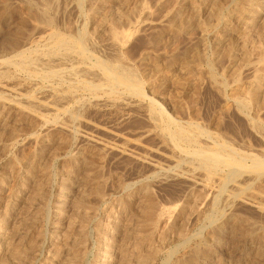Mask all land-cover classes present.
Listing matches in <instances>:
<instances>
[{
  "label": "rangeland",
  "instance_id": "obj_1",
  "mask_svg": "<svg viewBox=\"0 0 264 264\" xmlns=\"http://www.w3.org/2000/svg\"><path fill=\"white\" fill-rule=\"evenodd\" d=\"M29 1L0 0L1 60L48 28L74 36L87 26L88 50L133 66L145 103H103L82 92L63 103L70 105L66 115L77 118L47 121V110L20 111L9 89L54 100L61 92L55 81L30 88L13 67L0 75V264H264V211L239 200L224 208L222 198L223 214L207 222L214 192L185 177L188 165L175 163L178 153L146 107L155 101L176 123L199 125L239 151L263 156L264 0ZM252 90L258 94L241 109L236 99ZM251 191L264 205V180ZM183 237H190L185 246Z\"/></svg>",
  "mask_w": 264,
  "mask_h": 264
},
{
  "label": "bare ground",
  "instance_id": "obj_2",
  "mask_svg": "<svg viewBox=\"0 0 264 264\" xmlns=\"http://www.w3.org/2000/svg\"><path fill=\"white\" fill-rule=\"evenodd\" d=\"M45 1H47V0H45ZM53 1H55V0H53ZM28 2L30 3L29 0H28ZM43 2H41V3H43ZM76 2L78 4V6H80L82 3V0H76ZM84 2H85V0H84ZM252 3H256L258 5L257 2H252ZM23 4H24V2H23ZM31 4H33V3L31 2ZM35 5H37V4H35ZM38 5H37V7H38ZM45 5H49V3L46 2ZM214 5H216V4H214ZM220 5H222V4H219L218 6H216V9L214 11L215 15L219 19L222 18L221 16H224V14L223 15H221V14H222L223 10L225 9V8L223 9V7ZM233 5H235V4H233ZM237 5H238V3H237ZM248 5H250V7H253L252 5H254V4H248ZM28 6H26V7H28ZM26 7H25V9H26ZM36 8H34V9H36ZM236 10H237V7H236ZM242 10H244V7L242 8ZM41 11H42V9H41ZM231 11L233 12V10H231ZM257 11H258V9H257ZM39 12H36V14ZM43 12L44 11L41 12L42 19H44L43 22H45L47 26L51 25L52 21H51L50 16L47 15L49 18H46V16L43 15L44 14ZM245 12H247V11L245 10ZM34 13L32 15H34ZM237 13H238V11L236 12V14ZM249 13H251V11ZM41 14H39V15H41ZM102 14H104V13H102ZM236 14L234 16H236ZM242 14H243V16H245L244 12ZM253 15H254V13H253ZM228 16L231 17V13ZM250 16L248 17L249 19L251 18ZM240 18H241V16H240ZM23 19L26 22L25 15H24V18L22 17V21H23ZM24 21L20 22V24H18V26L22 25V23H24ZM103 22H104V20H103ZM220 22H222V21H220ZM218 23H219V21H218ZM43 25H44V23H43ZM85 25L86 24L84 23V26ZM245 26H247V25H245ZM86 28H87V26H86ZM86 28H82V30L81 31L79 30V33L77 32L78 34H76L74 36H71V35L68 36V35H65L61 32L59 33V32L53 31L50 28H48V29L46 28L47 30L44 32V34L43 35L41 34V36H39L36 41L34 39H29L28 42H26V44L24 46L21 45L22 47L19 50H15L16 53L13 55V57H10L8 59H2V60L0 59V75L1 76H6L7 73L10 71V68L13 67L15 69L14 73H16L18 75L17 78L20 80V82H21V80H23V81L26 80V82L28 83L29 86L30 85H33V86L37 85L39 80L48 81V82L55 81V83H57L60 86V90L62 93L60 92V94L55 95L56 97L54 100H48V101H44L45 99L44 100L40 99L39 97L41 95L38 97H34V96L28 95V94H23V93L20 94L19 91L17 90V88L14 89L16 86L11 88V89L8 88L9 92H12L13 94L17 95V101L14 103L17 104L20 108H22L20 111H22L24 109L23 111H27V113L28 112L33 113V112H35V110H34L35 107L40 108L41 110L42 109L47 110L51 113L50 117L48 116L49 120H47V121H50V120L56 121L59 119L60 116H62L64 114L66 115V113L69 112L67 110V108H69L70 105L66 108V107H64L63 103L68 102L67 100H70V99H77L78 100V98L82 96L81 95L82 92L89 93L91 95L92 99L97 100L98 102H103V103H109L110 102L113 104V103H116L118 101L120 102L123 100L122 101L123 103L125 102V103H128V105L129 104L132 105L134 103L133 101L135 100V98H137L139 102H144V96L145 95L143 92L142 81H141L140 77L137 75L134 68H132L133 66L130 67L129 65L124 64L123 63L124 60L121 62L120 61L121 57L118 55H117L118 59H120V60H118L115 56V59L104 61V60H102V58H99L94 53L90 52L87 48V44L89 42L88 38L91 39V37H88L89 34L86 32ZM22 31L23 30H21V34H22ZM118 32H120V31H118ZM118 32H117V30L113 31V38L115 39L117 46H120L123 39L121 40V36ZM121 33H123V32H121ZM113 38H112V40H113ZM243 45H245V44H243ZM98 46H99V44H98ZM114 48H117V47H114ZM16 49H18V48H16ZM262 51L263 50H261V52ZM261 52H259V55H261L260 54ZM114 53H116V52H113V54ZM116 54H114V55H116ZM109 58H110V56H109ZM259 59H261V58H259ZM263 60H264V57H263ZM212 68H213V66H212ZM210 71H211V69H210ZM208 72H209V70H208ZM211 73H212V78L216 82V84H218V86L219 85L222 86L223 81L221 79L216 78V76L213 73V70ZM260 76H261V74L258 75L259 78H260ZM7 77H6V79H8V81H9V79H13V77L12 78H10V77L7 78ZM65 77H67L68 79ZM87 77L88 78L90 77L91 79L88 80ZM1 81H0V83H1ZM2 82H4V80ZM48 82H46V83H48ZM254 82H255V84H257L256 82H258V80L257 81L255 80ZM261 82H262V80H261ZM4 84L5 83H2V84H0V86L4 85ZM261 85H259L258 87L255 85V88L256 87L261 88ZM30 88H32V87L30 86ZM219 88L222 89L221 87H219ZM8 89H6V90L8 91ZM255 90H252V93L250 92L251 94L248 91V93L250 95V97H248V99L240 98V97L236 99V102L238 103L239 107H241V109L247 111V108H249L250 103L255 99L256 95L258 94V93L256 94L254 92ZM57 91H58V89H57ZM30 92H31V90H30ZM50 93H51V91H50ZM32 94H34V93H32ZM102 94H105L107 96V98L104 99ZM1 95H3V94H1ZM246 95H248V94H246ZM246 95H244V96H246ZM9 98H8V100H9ZM2 99H3V96H2ZM59 102H60V104H59ZM131 102H133V103H131ZM148 102L149 103L147 104L146 107L149 111L148 112L149 116H150L151 120H153V122L156 123L157 127L160 128L161 131L160 130L159 131L162 133V135L164 137L163 141L165 139V142L169 145V148L171 150H173L174 152L178 153V158L175 160V163L177 165H179V167L183 164L188 165V171L186 173L187 176H185V177L190 179L191 181L195 182L196 184L198 183L201 186H203L204 188H206L210 191L212 190L214 192V196H213V202L214 203L212 204L213 206L212 207L210 206L211 210L209 213L206 214L207 215L206 216L207 222L213 223V221L217 220L218 217H220L223 214V212L217 208V204L220 203L219 200H221L222 198H224V202H225L224 208H229L236 201L239 200V201H243V202L250 203V204L254 205L258 210H261L262 212L264 211V205L261 202H258V201L254 202V197H253L254 195L251 191V188L254 185V183H256L257 181H259L261 179L264 180L263 179L264 178V155L259 156V155L254 154V153L239 151V150L233 148L231 144H228L225 141H221L219 138L211 135L212 133L208 134L207 133L208 131L206 132L205 130L201 129L199 125H198L199 126L198 127L192 123H188L186 125H184L182 123L181 124L176 123L173 118H171L169 115L167 116L164 113V111L161 109V107H159L157 105V103L155 101L150 100ZM23 103H26V104H23ZM135 103L137 104V102H135ZM4 104H6V102ZM16 106H15V108H16ZM19 107H17V108L20 109ZM9 108H10V106H9ZM40 113H42V112H40ZM244 113H246V112H244ZM70 114H71V116L69 114H67L70 116V118H74V119L77 118V116L72 117V116H74V115H72L73 114L72 112ZM40 116H42V115H40ZM43 116H45V115H43ZM69 116L67 118H69ZM40 118L42 119L43 117H40ZM45 121H46V117H45ZM67 121H68V119H67ZM43 122H44V120H43ZM61 122H63V121H61ZM69 122H70V120H69ZM63 124H64L63 126H65V122H63ZM259 127H260V125H259ZM72 132H74V131H72ZM38 138H39V136H38ZM154 166H156V165H154ZM195 171L200 172L201 175L197 176ZM145 214H147V213H145ZM168 215L170 216L169 212H168ZM169 219H170V217H169ZM221 223H222V221H221ZM211 226H212V224H211ZM193 237H195V236H193ZM189 240H190V237L189 238L183 237L181 246L188 243ZM198 250H201V249H198ZM153 253L155 254L156 252H153ZM169 257L170 256H168V258Z\"/></svg>",
  "mask_w": 264,
  "mask_h": 264
}]
</instances>
